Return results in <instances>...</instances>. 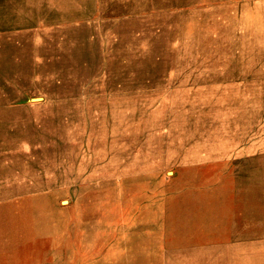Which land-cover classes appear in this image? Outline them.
I'll return each instance as SVG.
<instances>
[{
	"label": "rangeland",
	"instance_id": "rangeland-1",
	"mask_svg": "<svg viewBox=\"0 0 264 264\" xmlns=\"http://www.w3.org/2000/svg\"><path fill=\"white\" fill-rule=\"evenodd\" d=\"M0 161V264H264V0H0Z\"/></svg>",
	"mask_w": 264,
	"mask_h": 264
},
{
	"label": "bare ground",
	"instance_id": "bare-ground-1",
	"mask_svg": "<svg viewBox=\"0 0 264 264\" xmlns=\"http://www.w3.org/2000/svg\"><path fill=\"white\" fill-rule=\"evenodd\" d=\"M209 30V29H208ZM224 33V32H223ZM226 36V35H225ZM175 54V53H174ZM217 56V55H216ZM206 68V67H205ZM213 92V91H212ZM180 97V96H179ZM206 100V99H205ZM135 109V108H134ZM239 109V108H238ZM138 112V111H137ZM239 142V141H238ZM196 144V143H195ZM32 154V153H31ZM26 157V156H25ZM12 160V159H11ZM1 162V161H0ZM38 168V167H37ZM206 176V175H205ZM70 181V180H69ZM32 203V202H31ZM84 212V211H83ZM101 212V211H100ZM40 213V212H39ZM86 219V218H85ZM82 222V221H81Z\"/></svg>",
	"mask_w": 264,
	"mask_h": 264
}]
</instances>
